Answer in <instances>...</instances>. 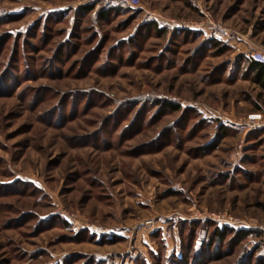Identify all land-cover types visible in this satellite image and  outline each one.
I'll list each match as a JSON object with an SVG mask.
<instances>
[{"label":"rangeland","instance_id":"obj_1","mask_svg":"<svg viewBox=\"0 0 264 264\" xmlns=\"http://www.w3.org/2000/svg\"><path fill=\"white\" fill-rule=\"evenodd\" d=\"M256 52L264 0H0V264H264Z\"/></svg>","mask_w":264,"mask_h":264},{"label":"trees","instance_id":"obj_2","mask_svg":"<svg viewBox=\"0 0 264 264\" xmlns=\"http://www.w3.org/2000/svg\"><path fill=\"white\" fill-rule=\"evenodd\" d=\"M112 10H117V8L115 7H110ZM91 8H89V10H91ZM120 10V9H118ZM108 12V10H106V13ZM145 25L148 29H151L152 31H156V32H162L163 34L165 32H167V29H164V28H160V25L157 21L153 22V21H150V22H145ZM213 45L214 47L216 48H219L220 49V54L221 53H224L225 51L228 50V46L227 45H223L221 42L219 41H213ZM244 58V56H243ZM244 62L247 64L246 68H245V71H246V75L250 77V79L256 83L258 86H260L263 90H264V63H261V62H258L256 60L253 59V57H245L244 58ZM163 101H160L159 104L161 105ZM167 105L169 107H171L173 110L177 111V110H180L181 109V106L179 104H174V103H167ZM58 219L63 223L64 226L67 227V223L63 220V219H60L58 217ZM235 233L237 237L241 238V237H245L247 234L251 233L250 231H246V230H235V229H232L231 227H227V228H224V227H218L216 225V227L213 229L212 231V237L213 239L216 238V240H221L223 239L224 235L228 234V233ZM86 234V233H89L88 230H83L81 231V235L83 234ZM211 239V238H210ZM206 243V246H210L211 242L213 240H210ZM110 240H121V238L119 237H112V239H107V241H110ZM106 241V240H105ZM201 249V248H200ZM143 264H146V263H143Z\"/></svg>","mask_w":264,"mask_h":264},{"label":"built area","instance_id":"obj_3","mask_svg":"<svg viewBox=\"0 0 264 264\" xmlns=\"http://www.w3.org/2000/svg\"><path fill=\"white\" fill-rule=\"evenodd\" d=\"M132 6H137L139 0H129ZM253 59L264 63V54L260 53V52H256L253 53L252 55ZM215 219V218H214ZM217 222L220 224H228V225H232L233 227H252V225L250 223H248L247 221H238L237 219H233V218H229V219H217Z\"/></svg>","mask_w":264,"mask_h":264}]
</instances>
